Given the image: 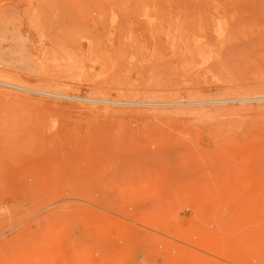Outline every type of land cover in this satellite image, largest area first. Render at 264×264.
<instances>
[{
    "label": "rangeland",
    "instance_id": "374dc122",
    "mask_svg": "<svg viewBox=\"0 0 264 264\" xmlns=\"http://www.w3.org/2000/svg\"><path fill=\"white\" fill-rule=\"evenodd\" d=\"M0 60V264H264V100L208 102L264 98V0H0Z\"/></svg>",
    "mask_w": 264,
    "mask_h": 264
},
{
    "label": "bare ground",
    "instance_id": "6f19581e",
    "mask_svg": "<svg viewBox=\"0 0 264 264\" xmlns=\"http://www.w3.org/2000/svg\"><path fill=\"white\" fill-rule=\"evenodd\" d=\"M39 15V14H38ZM164 15V14H163ZM37 16V15H36ZM40 16V15H39ZM171 18V17H170ZM35 19V18H34ZM40 19V18H39ZM38 19V20H39ZM172 20V19H171ZM203 20V19H202ZM49 24V23H48ZM156 24H157V22H156ZM188 25H189V23H188ZM218 25H220V24H218ZM107 26V25H106ZM154 26V25H153ZM36 27V26H35ZM155 27H156V25H155ZM160 27V25H158L156 28H155V30L157 31V28H159ZM162 27V26H161ZM232 27V26H231ZM46 28V27H45ZM124 28V27H123ZM176 28H178V26L176 27ZM219 28H221V26H219ZM161 29V28H160ZM190 29V28H189ZM223 29V28H222ZM162 30V29H161ZM191 30V29H190ZM216 30V29H215ZM58 31V30H57ZM169 32V31H168ZM172 32V31H171ZM215 32V31H214ZM161 33V32H160ZM46 34V33H45ZM57 34V33H56ZM224 34V33H223ZM228 35L229 34H227V36L224 34V36H226V39L227 40H229V38H231V37H229V38H227L228 37ZM166 36V35H165ZM169 36H170V34H169ZM187 36V35H186ZM224 36H222V33L220 34V36H217L216 38H221V40L224 42L223 44H226L225 43V37ZM232 36V35H231ZM167 37V36H166ZM182 38H183V36H182ZM184 40V39H183ZM218 40V39H217ZM231 40V39H230ZM156 41V40H155ZM172 41V40H171ZM219 41V40H218ZM75 42V41H74ZM179 42V41H178ZM157 43V42H156ZM187 43V42H186ZM220 43H222V42H220ZM230 43V42H229ZM228 42H227V44H229ZM71 44V43H70ZM69 44V45H70ZM98 44V43H97ZM226 44V45H227ZM132 46V45H131ZM229 46V45H228ZM134 47V46H133ZM225 47V46H224ZM221 48V47H220ZM226 48L227 49H229L227 46H226ZM66 49V48H65ZM125 49V48H124ZM219 49V48H218ZM225 49V48H224ZM66 50H68V49H66ZM222 50V49H221ZM220 50V51H221ZM207 51V50H206ZM220 51L218 52V53H220ZM65 52V51H64ZM63 52V53H64ZM93 52V51H92ZM124 52H125V50H124ZM214 52V51H213ZM93 53H95V52H93ZM127 53V52H126ZM189 53V52H188ZM217 53V54H218ZM125 54V53H124ZM232 54V53H231ZM220 55V54H219ZM218 55V56H219ZM93 56V55H92ZM221 56V55H220ZM45 57V56H44ZM99 57V56H98ZM188 57H189V55H188ZM47 58V57H46ZM58 58V57H57ZM77 58V57H76ZM220 58H222V57H220ZM219 58V59H220ZM229 59V58H228ZM97 60V59H96ZM1 61V60H0ZM50 61V60H49ZM53 61H54V64H56L58 61L60 62V64H58V65H66L65 67V70H64V72H66V73H70V71H73V68H74V66H75V60L72 58V57H67V58H65V60H63V61H60V60H58V59H56V60H54L53 59ZM98 61V60H97ZM127 61V60H126ZM214 61L216 62L217 61V59L215 58L214 59ZM221 61V60H220ZM96 62V61H95ZM45 63V62H44ZM92 63V62H91ZM100 63V62H99ZM43 64V63H42ZM48 64V63H47ZM49 64H50V62H49ZM82 64V63H81ZM218 64V63H217ZM53 65V64H52ZM76 65H78V64H76ZM47 66V65H46ZM46 66H44V67H46ZM129 66V65H128ZM163 67H164V65H163ZM47 68V67H46ZM148 68V67H147ZM43 69H45V68H43ZM59 69V68H58ZM62 69V68H61ZM75 69H77L76 67L74 68V70ZM152 70V69H151ZM62 70H60V72H61ZM76 71V70H75ZM48 72V71H47ZM208 72V71H207ZM235 72V71H234ZM65 73V74H66ZM68 73V74H69ZM72 73V72H71ZM206 73V72H205ZM211 73V72H210ZM217 73V72H216ZM215 73V74H216ZM219 73V72H218ZM38 74V73H37ZM61 74V73H60ZM64 74V73H63ZM62 74V75H63ZM64 74V75H65ZM79 74V73H78ZM77 74V75H78ZM221 74V73H220ZM147 75V74H146ZM53 76V75H52ZM57 76H59V74L57 75ZM66 76V75H65ZM91 76V75H90ZM148 76V75H147ZM48 77V76H47ZM63 77V76H62ZM7 78V77H6ZM50 78V77H49ZM200 78V77H199ZM203 79V78H202ZM147 80V79H146ZM160 80V79H159ZM73 81V80H72ZM149 81V80H148ZM151 81H153V80H151ZM3 82V81H2ZM251 82V81H250ZM76 83V82H75ZM2 84V83H1ZM0 84V85H1ZM4 84H6V85H9L8 83H4ZM114 84V83H113ZM11 85V84H10ZM20 84H18V85H16L15 87H17V88H20V89H25V90H27V89H29V88H27V87H24L23 86V84H22V86H19ZM26 85V84H25ZM12 86H14V85H12ZM8 87V86H7ZM151 87V86H150ZM163 87V86H162ZM52 88V87H51ZM167 88V87H166ZM110 89V88H109ZM44 90V89H43ZM237 90V89H236ZM4 92V91H3ZM41 93H45V94H50V91H48V92H46V91H40ZM58 92V91H57ZM165 93V92H164ZM169 93V92H168ZM239 93V92H238ZM248 94V93H247ZM156 95V94H155ZM159 95V94H158ZM59 96V95H58ZM137 96V95H136ZM160 96V95H159ZM164 96V95H163ZM230 96V95H229ZM245 96V95H244ZM57 97V96H56ZM165 97V96H164ZM67 98V97H66ZM69 98V97H68ZM72 98V97H71ZM76 98V97H75ZM106 98V97H105ZM100 99V100H98L97 99V102L99 101V102H101V103H103V104H111V103H116L117 104V101L116 100H114V101H116V102H111L110 100H108V99ZM146 98V97H145ZM149 98V97H148ZM170 98V97H169ZM168 98V99H169ZM70 99V98H69ZM78 99V98H77ZM89 101H96V100H91V98L89 97ZM168 99H164V98H149V99H145V100H142V101H140V102H136V101H131V102H126V104L128 105H139V106H148V107H168V106H181V105H184V102H177V101H172V100H168ZM86 100V99H85ZM140 100V99H139ZM254 100H264V98H253V97H237V98H230V99H225V100H217V101H208V102H227V101H238V102H246V101H254ZM126 101V100H125ZM98 102V103H99ZM205 101H198V102H196V103H204ZM92 103V102H91ZM95 103V102H94ZM123 104V103H122ZM191 104V103H190ZM193 104H195V103H193ZM192 105V104H191ZM121 106V105H120ZM126 107V106H125Z\"/></svg>",
    "mask_w": 264,
    "mask_h": 264
}]
</instances>
